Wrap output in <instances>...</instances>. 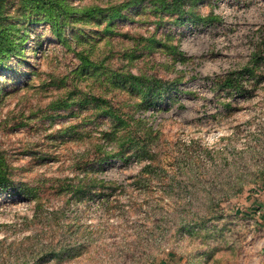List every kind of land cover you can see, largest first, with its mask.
Instances as JSON below:
<instances>
[{
  "label": "rangeland",
  "instance_id": "rangeland-1",
  "mask_svg": "<svg viewBox=\"0 0 264 264\" xmlns=\"http://www.w3.org/2000/svg\"><path fill=\"white\" fill-rule=\"evenodd\" d=\"M49 1L3 6L0 264H264V0Z\"/></svg>",
  "mask_w": 264,
  "mask_h": 264
},
{
  "label": "trees",
  "instance_id": "trees-1",
  "mask_svg": "<svg viewBox=\"0 0 264 264\" xmlns=\"http://www.w3.org/2000/svg\"><path fill=\"white\" fill-rule=\"evenodd\" d=\"M164 1V0H162ZM176 2L182 1V0H175ZM6 0H0V70H3L6 68V64L8 60H10L14 55H16L17 52L21 51V46L22 43L26 41L24 36H21L19 38H15L12 34V28L13 25L11 24H6L2 19L3 16V6L5 4ZM23 5L26 7H30L33 12L37 11H43L45 13L46 20L51 23L52 29L56 35H60V32L63 27V23L60 21L62 17L61 12L64 10V6H62L60 3L56 5V3L50 2L49 0H22ZM163 10L168 11V12H174L178 15H183L184 11L182 10L181 5H176L174 8L171 6H168L166 4L163 5ZM107 12L106 9L102 8H91V9H86L84 10V14L93 17L97 14H102ZM114 13L112 14V19H119L122 18L123 15H121L119 10H114ZM25 13L21 15L22 20L25 17ZM26 20L21 21L20 23L22 25L25 24ZM19 23V24H20ZM29 23V21H27ZM247 72H250L252 74V70L246 69ZM243 72H234L231 73L227 80H226V88H241V75ZM132 79H136L135 77H131ZM229 80V81H228ZM151 89V88H150ZM168 89H173L172 87ZM173 97V96H171ZM146 99L148 100L147 106L150 107H155V106H160L163 103H166L168 99H166L162 93H156L154 94L153 92H150L147 96ZM171 100V99H170ZM107 102L103 101V104ZM104 113L107 116H111L116 119H120L118 114L114 112V109L112 107L106 108L104 110ZM140 123H145L144 121L137 119ZM146 133L145 136H150L153 138V135L155 134V131H153L152 127H147L146 128ZM143 137H134L132 140L133 147L136 150V158L138 160H143L145 158H149L151 160V164L143 168L141 175L145 174H150L153 173L151 170H153V165L157 160L158 153L153 152V150L150 148L151 146H148L146 140ZM158 161V160H157ZM103 164V163H101ZM156 165V164H155ZM157 167L160 168L161 166L157 164ZM7 179L0 177V188H7Z\"/></svg>",
  "mask_w": 264,
  "mask_h": 264
}]
</instances>
